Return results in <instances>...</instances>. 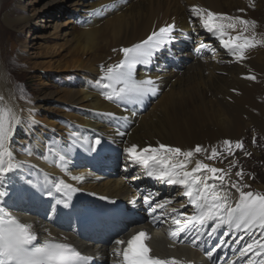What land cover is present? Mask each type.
I'll list each match as a JSON object with an SVG mask.
<instances>
[{"label": "bare ground", "instance_id": "bare-ground-1", "mask_svg": "<svg viewBox=\"0 0 264 264\" xmlns=\"http://www.w3.org/2000/svg\"><path fill=\"white\" fill-rule=\"evenodd\" d=\"M67 4L78 15L73 13L63 24L61 40L67 42L66 53L60 59L49 60L47 66L43 65L45 62L39 63L38 67L47 71L70 70L80 79L101 78L103 68L122 58L121 47L140 42L159 26L174 24L171 42L156 52L150 63L138 65L134 70L137 80L151 77L157 92L143 102H121L107 100L100 91L104 89L92 88L88 83L80 82L74 88L52 93L45 92L44 86L38 90L41 103L28 111L27 104L14 100L13 88L0 65V107L10 109L21 120L10 141L14 158L21 162V167L2 181L10 193L4 206L20 222L32 226L37 243L49 240L68 243L98 258L96 264H114L117 259L114 248L118 247L114 241L122 239L125 244L119 247L126 246L124 231L120 229L125 226H105L99 219L101 226L92 238L109 231L106 228L115 229V237L104 244L85 241L72 223L99 217L102 212L109 213L115 208L131 214L126 222L127 229L145 227L144 231L150 237L147 244L156 257L175 258L181 264H246L247 257L241 260L238 249L251 237L245 235L241 244H236L241 233L223 236L229 231L227 226L218 229L211 238L205 234L196 246L191 243L192 237H185L183 233L180 237L183 243L170 237L169 232L176 227L171 223L170 217L175 215L171 209L192 212L187 198L182 195L183 189L149 177L142 166L130 163L124 148L133 143L141 147L163 143L182 150L200 145L207 151L195 154L189 165L191 168L195 166V160L203 162L206 154L211 153V147L217 148L225 139L234 141L250 127L264 132V43L249 49L246 58L237 62L190 13L192 6H198L255 21V28H250L246 35L251 36L254 32L257 40L264 41V0H67ZM67 4L60 6L61 10H66ZM11 15H4L7 26L13 23L14 27L25 30L32 26L37 13L14 20L9 19ZM42 18L48 17L43 14ZM201 43L210 45L215 52L201 49ZM248 76L256 79H248ZM49 100L71 106L65 110L48 109L45 103ZM56 113L77 123L86 136L87 155L81 160L66 157L63 167L68 169L67 174L57 166L60 162L42 161L36 156L44 151L50 136L61 139L63 144L68 140L70 131L62 125V120L59 122ZM25 119L34 127L32 132L26 133L25 139H21L22 143L36 136L32 140L33 152L22 151L28 156L19 155L13 145V141L23 134L21 124ZM96 139L101 141L99 145H95ZM26 167L36 172L35 182L31 185L24 181ZM71 176L82 179L72 180ZM46 177L48 181L63 179L78 189L68 208L55 205L54 199L43 194ZM147 194H152L155 201L172 200L165 209L158 210V213H165L163 219L166 222L151 221L143 202V196ZM55 196L60 198L59 193ZM73 218L80 219L73 221ZM221 237L227 246L208 256Z\"/></svg>", "mask_w": 264, "mask_h": 264}, {"label": "snow or ice", "instance_id": "snow-or-ice-1", "mask_svg": "<svg viewBox=\"0 0 264 264\" xmlns=\"http://www.w3.org/2000/svg\"><path fill=\"white\" fill-rule=\"evenodd\" d=\"M243 11V9H240ZM192 17L198 18L200 25L208 33L219 41V45L232 56L237 62L246 58V52L264 43L256 39L255 33L246 35L250 28H255V21H249L238 16L215 13L202 7L192 6L190 8ZM174 24L159 26L146 36L145 39L131 46L121 47L119 53L122 58L117 63L102 69L103 76L98 83H102L105 90L102 94L107 100L121 102H143L149 95H155L157 88L151 77L137 80L134 70L138 65L150 63L155 53L162 50L173 39ZM232 33H236L233 35ZM201 49H209L215 52L210 45L201 43ZM116 51V49H113ZM255 80V76H248ZM21 120L13 114L10 109H0V264H89V258L80 255L72 245L68 243L49 240L37 243V236L31 230V225L20 222L4 206L5 198L10 195L6 186L2 183L8 174L13 173L21 167V162L14 158L10 148V141L15 128ZM72 135L76 137V133ZM75 142V141H74ZM101 141L95 140V145ZM223 144L229 155L234 149H243L240 141L232 142L225 139ZM95 150L94 146H91ZM207 151L197 145L191 150H182L179 147L158 143L156 146H139L135 143L124 148L131 164L142 166L151 178L166 183L169 186H178L183 189L182 195L187 198V204L191 206L192 212H181L172 208L175 215L170 217L175 229L169 232V236L176 238L177 242L183 243L181 234L192 237L191 243L196 246L205 234L211 238L215 236L218 229L227 226L223 236L241 233L236 244H241L245 235L251 237L250 241L240 247L239 257L243 260L247 257L246 264H264V194L260 192L245 191L247 184L231 182L226 186L225 176L227 173L222 168H217L201 160H195V166L189 167L195 154ZM220 154L215 146L211 147L208 160H215ZM247 155V153H246ZM66 156L59 154L58 167L66 174L68 169L63 167ZM236 176L242 177V171H237ZM72 180H80L82 177L71 176ZM42 190L43 194L55 200V205L68 208L73 193L78 189L63 179L48 181ZM31 184V181L28 182ZM33 187H37L33 185ZM228 187L235 189L238 194L233 202L232 194ZM60 194V198L55 196ZM101 199H104L101 197ZM152 194L143 196V202L154 223L166 222L163 210L172 203L165 199L155 201ZM186 208V205H181ZM55 211V206L53 207ZM147 232L141 230L126 241L116 239L114 254L117 259L114 264H181L175 258L161 259L152 255V249L147 244L149 239ZM227 246L223 237L219 243L212 248L207 255L212 254L220 247ZM251 254V255H249Z\"/></svg>", "mask_w": 264, "mask_h": 264}, {"label": "rangeland", "instance_id": "rangeland-1", "mask_svg": "<svg viewBox=\"0 0 264 264\" xmlns=\"http://www.w3.org/2000/svg\"><path fill=\"white\" fill-rule=\"evenodd\" d=\"M65 4H67V0H1L0 65L4 67L6 76L13 88L12 94L14 95V100L20 101L22 104H27L28 111L33 110L31 107L38 106V103H41L38 100V90L44 86L47 88L45 90L47 93L61 91L64 88H74L80 82H83V84L88 83L92 88L94 86L96 89H103L102 83H98L100 76L91 80L87 77L80 79L76 73L70 70H63L64 72L62 70L47 71L40 66L38 67L39 63L43 64V62H45L43 65L47 66L49 60L54 61L57 60V58L60 59L66 53L68 47L67 42L61 40L63 39L61 37L64 29L63 24L73 13L74 15L78 14L71 10L68 4V9L61 10L62 8L60 6ZM33 12H36L37 15L32 20V26L25 30H20V27H14L16 25H11L13 23L7 26V23L3 19L6 13H11L12 15L9 19L14 20L17 17H24ZM43 14H46L48 18L43 19ZM55 27H58V30H56ZM36 36H41V38L35 39L34 37ZM100 91L102 93L104 92L103 90ZM103 97L105 98L104 95ZM45 104L48 109H56V111L65 110L71 106L65 102L59 103L51 100L47 101ZM0 109L6 108L1 106ZM84 112L86 111H83V113ZM51 115H53V112ZM54 115L57 117L59 114L56 113ZM58 119L59 122L62 120L61 123L64 127H68L70 131L68 133L69 136L76 141L81 140L82 127L70 121L65 115H59ZM29 123L30 122L26 119L22 120L21 129L23 134L19 139L13 141L16 152L22 156H28L26 153L22 152L24 150L29 151V149L26 147L25 143H22L21 139H25L26 133L32 132L34 126ZM73 132L76 133V137L72 135ZM28 140H26V143ZM236 141L242 142L243 149H234L233 154L229 155L226 151V146L221 143L217 147L220 155L215 160H208L205 158L203 162L217 168H222L224 172L227 173L225 176L226 186L230 185L231 182L247 184L249 187L245 188V191L264 194V132H258L253 127H250L232 142ZM30 143L31 142H29V144ZM74 152L77 153V151ZM206 155H210V153ZM49 156L54 157L55 155ZM237 171H242V179L236 176ZM228 190L231 192L233 199L237 198L238 194L235 192V189L228 187Z\"/></svg>", "mask_w": 264, "mask_h": 264}]
</instances>
